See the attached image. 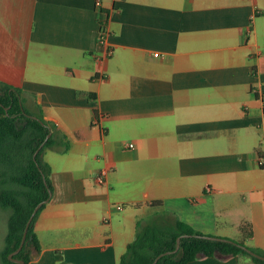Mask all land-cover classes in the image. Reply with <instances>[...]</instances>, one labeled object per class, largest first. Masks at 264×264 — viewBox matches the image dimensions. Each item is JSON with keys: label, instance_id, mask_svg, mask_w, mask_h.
<instances>
[{"label": "crops", "instance_id": "0c3cea01", "mask_svg": "<svg viewBox=\"0 0 264 264\" xmlns=\"http://www.w3.org/2000/svg\"><path fill=\"white\" fill-rule=\"evenodd\" d=\"M96 1L0 0V82L55 124L29 264H119L166 212L264 250V0Z\"/></svg>", "mask_w": 264, "mask_h": 264}, {"label": "trees", "instance_id": "16d2710c", "mask_svg": "<svg viewBox=\"0 0 264 264\" xmlns=\"http://www.w3.org/2000/svg\"><path fill=\"white\" fill-rule=\"evenodd\" d=\"M36 116L39 119L32 116L23 103L22 87L0 82V207L12 209L6 244L1 251L3 264H23L12 260L9 255L20 245L35 206L47 199L53 188L50 165L42 158V149L36 151L42 143L47 145L51 142L52 137L47 139V136L54 130L55 124L46 119L42 112ZM155 203L162 205V201ZM166 213L158 220L139 222L137 236L129 243L119 264H153L165 252L168 253L162 255L155 264H188L201 252L208 256L250 255L255 262L264 264V259L252 255L243 247L247 246L264 255V250L249 244L254 236L250 221L240 225L239 236H223L230 239L224 241L206 238L203 231L173 217L170 212ZM35 217L24 247L14 255L24 259L26 264L32 258V249L37 252L41 250L40 239L34 229ZM179 237L180 247L174 251Z\"/></svg>", "mask_w": 264, "mask_h": 264}, {"label": "water", "instance_id": "95a60500", "mask_svg": "<svg viewBox=\"0 0 264 264\" xmlns=\"http://www.w3.org/2000/svg\"><path fill=\"white\" fill-rule=\"evenodd\" d=\"M32 116H34V117H36V118L39 119L38 116H35V115H32ZM50 135H51V132L48 134L47 139H48V137H49ZM43 145H44V143H42V144L40 145V147L37 149L36 153L39 152V150L41 149V147H42ZM51 195H52V191L50 192V196H49L47 199L40 201V202L35 206V208H34L32 214H31L30 218H29L28 221H27V224H26V227H25L24 234H23V237H22V240H21L20 245L17 247V249H15V250H14L13 252H11L10 255H9V257H10L12 260H14V261H16V262H20V263L26 264V262H25L24 259L17 258V257H15L14 255L17 254L18 252H20V251L22 250V248L24 247L25 242H26V240H27V235H28L29 227H30V225H31L32 220L34 219V217H35L36 213L38 212V210H39V209H40V208H41V207H42V206H43V205L49 200V198L51 197ZM203 236H205L206 238H209V239L224 240V241H228V240H230V239H228V238H226V237H223V236H220V235L204 234ZM180 241H181V237L178 238V246H177V248H176L174 251H177V250L179 249V247H180ZM243 247H244L247 251H249L252 255L257 256V257H259V258H261V259H264V255H262V254H260V253H258V252H256V251L250 249V248L247 247V246H243ZM166 253H168V252H165V253L159 255V256L155 259V261H154L153 264H155V263L158 261V259H159L162 255H164V254H166Z\"/></svg>", "mask_w": 264, "mask_h": 264}, {"label": "built area", "instance_id": "2783aa9c", "mask_svg": "<svg viewBox=\"0 0 264 264\" xmlns=\"http://www.w3.org/2000/svg\"><path fill=\"white\" fill-rule=\"evenodd\" d=\"M101 4H102L101 0H97L96 1V5L97 6H101ZM101 29H102V35L104 37L105 31H106V21L105 20L101 22ZM262 99H263V102H264V95L262 96ZM101 117H102L101 114L96 115L95 120L98 121ZM130 145H134V144L130 143ZM261 163H264V156L261 157ZM105 174H106V170L105 169L101 170L98 173V179H99L100 182H104L105 181ZM118 207H121V205H119Z\"/></svg>", "mask_w": 264, "mask_h": 264}, {"label": "rangeland", "instance_id": "374dc122", "mask_svg": "<svg viewBox=\"0 0 264 264\" xmlns=\"http://www.w3.org/2000/svg\"><path fill=\"white\" fill-rule=\"evenodd\" d=\"M231 234L234 236L238 234V230H232ZM240 264H259L253 260V258L250 255H240Z\"/></svg>", "mask_w": 264, "mask_h": 264}]
</instances>
